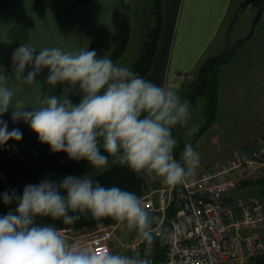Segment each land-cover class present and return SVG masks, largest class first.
Returning a JSON list of instances; mask_svg holds the SVG:
<instances>
[{"label":"clouds","instance_id":"clouds-1","mask_svg":"<svg viewBox=\"0 0 264 264\" xmlns=\"http://www.w3.org/2000/svg\"><path fill=\"white\" fill-rule=\"evenodd\" d=\"M45 69V84L66 86L63 94L42 97L31 107L22 100L13 105L17 91L33 86ZM11 70L15 88L9 86L10 78L0 65V146L23 137L20 129L9 130L2 119L11 110L13 123L22 120L53 153L63 152L95 169H106L111 156L114 163L167 186L195 175L200 156L190 143L179 161L174 157L177 140L172 130L191 116L190 102L176 90L117 66L110 56L98 57V51L89 47L37 50L24 44L13 50ZM77 86L79 101L73 102L70 96ZM2 199L5 205L15 202L16 207L0 216V264H151L139 253L85 250L69 242L62 230L36 222L37 217H50L71 225L90 213L97 221L112 218L151 244L155 218L133 192L102 186L87 174H69L58 183L45 178L26 185L22 195L5 192Z\"/></svg>","mask_w":264,"mask_h":264},{"label":"built area","instance_id":"built-area-1","mask_svg":"<svg viewBox=\"0 0 264 264\" xmlns=\"http://www.w3.org/2000/svg\"><path fill=\"white\" fill-rule=\"evenodd\" d=\"M263 166L264 143H260L214 161L181 184H163L144 196L146 209L160 218L154 240L147 242L150 258L160 237L156 231L162 233L166 220L172 222L164 251L152 264H256L264 241L253 230L264 223V198L251 193L234 198L231 193ZM114 232L111 225L104 226L76 243L88 251L111 250Z\"/></svg>","mask_w":264,"mask_h":264},{"label":"rangeland","instance_id":"rangeland-1","mask_svg":"<svg viewBox=\"0 0 264 264\" xmlns=\"http://www.w3.org/2000/svg\"><path fill=\"white\" fill-rule=\"evenodd\" d=\"M8 1L10 0H0V4ZM126 2L129 7L131 31L127 47L123 55L115 61V64L117 66L128 67L135 73V61L140 54V47L145 38L148 26L152 23L153 14L151 13V8L153 7L154 0H126ZM257 11L258 7L255 2L248 4L242 9L240 19L233 31L234 37H237V35L243 37L241 40L242 44L239 46L241 47L243 45V48L241 53L235 59L231 60L232 63L228 59L219 69L217 88L222 91V110L220 112L219 122L216 123L214 129L207 132L201 141L195 142L193 145V148L199 153L200 159L202 160L208 156L216 155L214 161H221L242 149L254 148L260 143H264V12L252 36L247 38L251 33L252 21ZM239 42H234L233 45L236 46ZM216 51L212 50V53H216ZM200 69L198 72H200ZM45 90V97L59 95L56 91L51 94L48 89ZM189 91L191 95L193 94L189 99L192 100L190 105L193 122L185 124L186 129L183 130V137L179 142L177 141V151H183L184 146L189 144L188 141L193 135L199 133L202 126L207 122V115L205 114L207 95L199 94L197 96L194 95V89ZM200 92L198 91V93ZM78 101L79 97L73 100V102ZM203 118L205 119L204 124L202 122ZM2 119L8 122L9 130L18 128L23 133V136L32 131L22 120L13 123L12 118L3 116ZM179 132L178 130L177 134ZM181 143L184 145L180 146ZM207 163L204 162L203 164L205 168L210 167L213 162L210 161ZM113 164L114 162L108 163L106 169ZM263 168L264 166L246 179L251 181L260 178L264 175ZM106 169H94L88 176L93 177ZM140 174H142L147 188L145 194L140 197L141 199L163 185L160 180L153 181L145 174ZM246 193L262 197L264 185L252 183L249 186H245L239 184L233 189L231 195L236 198ZM159 220L160 218L154 220L152 229L159 224ZM104 226L110 225H100L97 229ZM111 226L115 229V235L111 242L112 253L127 256H135L139 253L141 259L149 260L150 257L147 255L146 250L147 241H144L143 238L140 240L141 237L136 231L129 232L117 222L111 224ZM253 231L258 233L264 241V223ZM92 232L85 233L79 231L69 232L68 234L63 232V234L69 242H77L87 238Z\"/></svg>","mask_w":264,"mask_h":264},{"label":"water","instance_id":"water-1","mask_svg":"<svg viewBox=\"0 0 264 264\" xmlns=\"http://www.w3.org/2000/svg\"><path fill=\"white\" fill-rule=\"evenodd\" d=\"M251 2L256 3L258 11L247 38L252 36L264 12V0H243L241 8ZM49 10L51 13L47 14ZM130 31L126 0H10L0 7V65L10 78L9 86L15 88L11 54L16 47L24 44L37 50L44 47L66 50L95 47L103 56H110L115 63L127 47ZM47 74L48 70L45 69L33 86H22L13 99V105L17 100H22L31 107L43 97L45 89L51 91L60 88L62 95L66 86L52 88L45 84ZM78 97L77 86L70 99L73 101ZM11 115V111L4 114L9 118ZM171 225V220L164 223L157 250L150 258L151 263L162 255Z\"/></svg>","mask_w":264,"mask_h":264},{"label":"trees","instance_id":"trees-1","mask_svg":"<svg viewBox=\"0 0 264 264\" xmlns=\"http://www.w3.org/2000/svg\"><path fill=\"white\" fill-rule=\"evenodd\" d=\"M4 4L1 3L0 7ZM151 13L153 14L152 23L148 26L140 47V54L135 61V73L142 78L150 72L157 52L163 27L162 0H154ZM241 44L240 41L238 45L209 58L201 66L194 95H207L205 107L207 122L202 126L199 133L193 135L188 143H195L216 121L219 105V90L217 88L219 69L235 54ZM100 55L101 53L98 51V57ZM198 91L201 92L198 93ZM101 151L103 152L102 148ZM103 154L107 155V153ZM110 162H112L111 156L108 159V163ZM94 169L86 161L70 160L63 152L53 153L47 144H42L39 141L38 136L33 131L23 136L19 142L9 140L7 144L0 146V216L6 215L10 210L14 211L16 207L15 202L10 205L3 203V193L15 191L17 195H22L26 185L38 184L45 178L58 183L69 174L75 176L88 175ZM92 179L94 182L98 180L102 186L119 187L135 193L138 197H142L147 191L142 174L131 171L126 165L113 164L108 169L93 176ZM252 183L264 185V175L256 180L245 179L239 184L249 186ZM262 197L264 198V193ZM70 214L77 215V213ZM172 214V211L168 212V219L172 217ZM36 222L38 224H50L68 234L69 232L79 231L89 233L96 230L100 225H111L116 221L112 218H102L97 221L89 213L86 216H81L79 220L71 225L64 224L62 219L52 220L50 217H37ZM256 264H264V253L257 256Z\"/></svg>","mask_w":264,"mask_h":264},{"label":"crops","instance_id":"crops-1","mask_svg":"<svg viewBox=\"0 0 264 264\" xmlns=\"http://www.w3.org/2000/svg\"><path fill=\"white\" fill-rule=\"evenodd\" d=\"M242 2L243 0H162L163 27L151 70L144 79L158 86L176 90L182 100H187L191 104L192 100L189 99L193 94L191 95L189 90H195L199 68L209 58L234 47V42L242 40L241 35L233 36V31L244 9L241 8ZM242 46L237 48V52L230 58V63L241 53ZM212 50L217 51L212 53ZM221 93L222 91L219 90L216 121L196 143L201 141L219 122L222 110ZM192 120L193 117L190 116L187 123L193 122ZM202 122L205 123L204 118ZM185 127V124H178L172 130L173 137H176L178 142L183 137ZM178 130L180 132L177 134ZM181 144L180 146L184 145ZM194 144L191 143L192 146ZM181 154L182 151H177L175 148L174 156L178 161L181 159ZM215 157L216 155H211L204 160L200 159L196 171L205 168L204 162H214ZM114 159L111 157L112 163ZM156 218L158 219L159 215Z\"/></svg>","mask_w":264,"mask_h":264},{"label":"flooded vegetation","instance_id":"flooded-vegetation-1","mask_svg":"<svg viewBox=\"0 0 264 264\" xmlns=\"http://www.w3.org/2000/svg\"><path fill=\"white\" fill-rule=\"evenodd\" d=\"M100 52V51H99ZM101 53V55H100V57H102L103 56V53L102 52H100ZM58 92L59 93V95H61V90H60V88H57V89H53V90H51V91H49L51 94H53L54 92ZM45 95H46V90H44V92H43V97H45ZM11 111V110H10ZM9 111V112H10Z\"/></svg>","mask_w":264,"mask_h":264}]
</instances>
